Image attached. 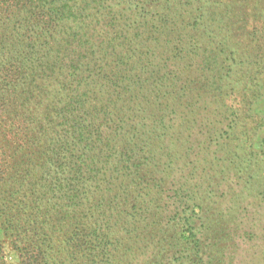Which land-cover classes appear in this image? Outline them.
Segmentation results:
<instances>
[{
	"label": "trees",
	"instance_id": "1",
	"mask_svg": "<svg viewBox=\"0 0 264 264\" xmlns=\"http://www.w3.org/2000/svg\"><path fill=\"white\" fill-rule=\"evenodd\" d=\"M0 233L18 264H264V0H0Z\"/></svg>",
	"mask_w": 264,
	"mask_h": 264
},
{
	"label": "rangeland",
	"instance_id": "2",
	"mask_svg": "<svg viewBox=\"0 0 264 264\" xmlns=\"http://www.w3.org/2000/svg\"><path fill=\"white\" fill-rule=\"evenodd\" d=\"M0 245L3 248L4 254H5V260L7 264H18L17 257L13 250L10 248L8 242L3 238V236L0 233ZM257 245V244H256ZM255 246H252L249 248L246 253H244V259L241 262V264H260L258 262L259 260L256 259V252L259 251V248Z\"/></svg>",
	"mask_w": 264,
	"mask_h": 264
}]
</instances>
